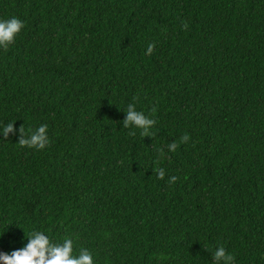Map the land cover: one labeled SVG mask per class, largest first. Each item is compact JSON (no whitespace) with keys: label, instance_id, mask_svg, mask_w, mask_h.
<instances>
[{"label":"trees","instance_id":"16d2710c","mask_svg":"<svg viewBox=\"0 0 264 264\" xmlns=\"http://www.w3.org/2000/svg\"><path fill=\"white\" fill-rule=\"evenodd\" d=\"M13 16L24 27L0 46V127L16 129L0 132L7 252L40 230L78 237L74 254L96 264H215L220 246L264 264V0H0V20ZM129 104L153 135L125 128ZM22 124H47L48 145L21 147Z\"/></svg>","mask_w":264,"mask_h":264},{"label":"clouds","instance_id":"9594fccd","mask_svg":"<svg viewBox=\"0 0 264 264\" xmlns=\"http://www.w3.org/2000/svg\"><path fill=\"white\" fill-rule=\"evenodd\" d=\"M23 27L24 22L15 16L0 20V46L7 49ZM185 27H187L186 24ZM154 47V44L148 45L147 51L149 54ZM126 112L127 116L123 121L125 128L134 126L142 130V136L153 135L149 128L155 123L154 119H150L143 112L137 111L134 104H129ZM15 131L14 121L0 127V132L3 133V138L5 139L8 138L9 133H14ZM19 133L20 138L17 142L21 147L44 149L49 143L47 124H41L34 129H25L22 124L19 128ZM130 134L134 135L135 133ZM180 140L183 143H187L189 135L185 133ZM178 146L176 142L169 144V151L174 152ZM163 156V149H161L160 157L163 158ZM155 171L159 179L164 178V168L157 167ZM177 179L178 177L172 176L169 183H174ZM25 238L27 243L23 247L11 252H0V264H96L93 253L86 247H80L74 254L78 237L66 236L62 242L57 243L45 232L32 230L25 234ZM213 256L215 264H219L221 260L225 264H234L235 257L228 253L224 246L218 247L214 251Z\"/></svg>","mask_w":264,"mask_h":264},{"label":"water","instance_id":"95a60500","mask_svg":"<svg viewBox=\"0 0 264 264\" xmlns=\"http://www.w3.org/2000/svg\"><path fill=\"white\" fill-rule=\"evenodd\" d=\"M0 252H7V251L0 245Z\"/></svg>","mask_w":264,"mask_h":264}]
</instances>
